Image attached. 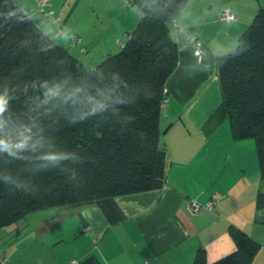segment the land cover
<instances>
[{"label":"trees","instance_id":"trees-1","mask_svg":"<svg viewBox=\"0 0 264 264\" xmlns=\"http://www.w3.org/2000/svg\"><path fill=\"white\" fill-rule=\"evenodd\" d=\"M189 0H129L140 12L121 50L90 67L48 37L12 0H0V95L8 106L0 136L16 141L26 128L29 144L0 152V228L47 207L95 205L110 217L115 198L161 190L165 151L159 118L165 82L177 65L170 22ZM236 19V18H235ZM234 139L253 138L264 183V3L237 45L216 60ZM80 91L43 103L41 85ZM103 110L89 114L93 104ZM49 152L67 156L56 163ZM264 209V190L255 198ZM112 217V216H111ZM121 218V217H120ZM236 249L207 263L252 264L257 244L230 228ZM78 264H101L90 254Z\"/></svg>","mask_w":264,"mask_h":264},{"label":"crops","instance_id":"crops-1","mask_svg":"<svg viewBox=\"0 0 264 264\" xmlns=\"http://www.w3.org/2000/svg\"><path fill=\"white\" fill-rule=\"evenodd\" d=\"M12 1L90 67L118 53L141 16L121 0H86L95 11L86 30L75 17L82 0H50L53 12L48 16L37 0ZM261 4L189 0L175 24L170 22L177 65L165 82L167 102L159 118L160 146L166 153L163 188L118 196L112 217L95 205L61 207L56 218L27 225L22 232L4 226L0 253L6 264H78L90 254L101 264H193L199 251L212 263L236 249L231 227L257 244L251 263L264 264V209L255 206L264 183L255 140L233 138L216 70L217 58L237 45ZM224 10L236 19L220 20ZM60 30L65 33L58 34ZM197 44L200 58L194 54ZM194 201H212L213 207L192 212ZM12 231L17 234L10 239Z\"/></svg>","mask_w":264,"mask_h":264},{"label":"clouds","instance_id":"clouds-1","mask_svg":"<svg viewBox=\"0 0 264 264\" xmlns=\"http://www.w3.org/2000/svg\"><path fill=\"white\" fill-rule=\"evenodd\" d=\"M41 88L44 89V98H43V103H48L50 100H54L57 98H60L64 101H67L71 99L76 92H79L80 89L77 88L73 92H67V93H62V85L61 84H56L53 86H49L47 83L41 85ZM8 106V99L6 95H0V130L3 128V113L6 111ZM103 103H95L93 104L89 114H94L95 112L99 110H103L104 108ZM24 131L31 132L30 128H26L23 131H20L18 133V138L16 141H12L10 139H6L3 136H0V152H8L10 155H15L16 152L23 150L25 148H37L40 145V142L37 141L33 144H29V140L31 139L30 135H25ZM67 156L61 153H53L49 152L45 155H42L40 159L48 161L50 163H56L60 161L61 159H66Z\"/></svg>","mask_w":264,"mask_h":264},{"label":"rangeland","instance_id":"rangeland-1","mask_svg":"<svg viewBox=\"0 0 264 264\" xmlns=\"http://www.w3.org/2000/svg\"><path fill=\"white\" fill-rule=\"evenodd\" d=\"M260 1H261V3H264V0H260ZM82 2H85V3H82V5H80L78 7V9H77V12L78 13H76V15H75V17L76 16L79 17V20H77L76 18H74L72 20V22H75L77 20L78 23H79L78 26L82 25V26H85L87 28L88 27L87 23H89L88 20L89 19L90 20L92 19V15H95V11H94V8L92 7L91 3H89L86 0H82ZM50 3L51 2H49V4L46 6V9H51L50 8V6H51ZM127 6H131V5H127ZM53 17H54V15L53 16H50V18H53ZM90 23H92V22H90ZM69 26H71V23L69 24ZM86 30H90V29L87 28ZM98 30H100L99 27H98ZM55 31H58L57 30V27H56V30ZM64 33H65V30H60L58 32V34H64ZM76 43H81L80 39H79V41H76ZM59 208H61V207H55V206H53V207H47V208H44V209H39V210H36V211H32L29 214H27L25 217L19 219L15 223L11 224L14 227L13 230L15 231L17 229L19 232H22L23 230L26 229L27 225L28 226L29 225H33V224L35 225V224L43 221L44 219H52L53 216L56 215V211ZM54 218H56V217L54 216ZM68 222L65 224L66 226L68 225ZM16 234H17V232L16 233L13 232L12 235L10 236V239L13 238V237H15Z\"/></svg>","mask_w":264,"mask_h":264},{"label":"built area","instance_id":"built-area-1","mask_svg":"<svg viewBox=\"0 0 264 264\" xmlns=\"http://www.w3.org/2000/svg\"><path fill=\"white\" fill-rule=\"evenodd\" d=\"M123 1L125 4L130 5L129 0H121ZM50 0H37V4L38 7L40 8V11L45 15L48 16L50 14H52V10L51 9H46V6L49 4ZM236 16L233 12L228 11V10H224L219 14V19L220 20H224V21H232L235 20ZM171 23L175 24V21L172 20ZM75 41H79V38H76ZM194 54L195 56H197L198 58L201 57V51H200V45L197 44L196 48L194 50ZM167 102V99L164 98V100L161 103V107H163ZM205 207L207 209H211L213 207V202L212 201H207L206 203H204V205H201L200 203L197 202H192L191 203V211L192 212H198L201 207ZM6 259L1 255L0 253V264H6Z\"/></svg>","mask_w":264,"mask_h":264}]
</instances>
